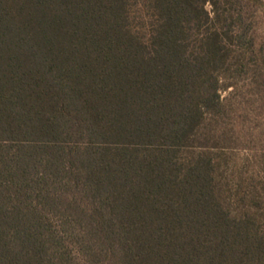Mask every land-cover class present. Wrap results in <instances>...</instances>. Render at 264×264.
Here are the masks:
<instances>
[{
  "label": "trees",
  "instance_id": "obj_1",
  "mask_svg": "<svg viewBox=\"0 0 264 264\" xmlns=\"http://www.w3.org/2000/svg\"><path fill=\"white\" fill-rule=\"evenodd\" d=\"M263 24L264 0H0V264H264V147L220 177L256 147L222 91L264 100Z\"/></svg>",
  "mask_w": 264,
  "mask_h": 264
},
{
  "label": "rangeland",
  "instance_id": "obj_2",
  "mask_svg": "<svg viewBox=\"0 0 264 264\" xmlns=\"http://www.w3.org/2000/svg\"><path fill=\"white\" fill-rule=\"evenodd\" d=\"M208 8L211 6L208 5ZM262 29L264 30V24ZM245 83L246 80L243 78L237 88H229L222 92L224 96L231 97L235 103L238 130L243 134L250 132L247 139H253L255 143L251 144H255L256 147L252 150L242 143L233 145L228 151L230 153L228 160L223 163L221 180H236L234 178L238 176L239 171L250 173L260 167L259 155L256 152L264 147L261 145L264 142V100L256 94L257 92L254 94ZM236 170L238 171L235 172Z\"/></svg>",
  "mask_w": 264,
  "mask_h": 264
}]
</instances>
